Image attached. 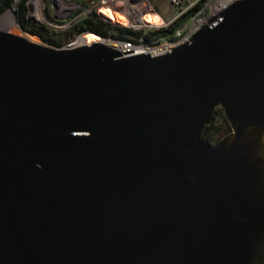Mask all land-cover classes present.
I'll list each match as a JSON object with an SVG mask.
<instances>
[{"label": "water", "instance_id": "obj_1", "mask_svg": "<svg viewBox=\"0 0 264 264\" xmlns=\"http://www.w3.org/2000/svg\"><path fill=\"white\" fill-rule=\"evenodd\" d=\"M128 54L0 31V264H264V0Z\"/></svg>", "mask_w": 264, "mask_h": 264}, {"label": "built area", "instance_id": "obj_2", "mask_svg": "<svg viewBox=\"0 0 264 264\" xmlns=\"http://www.w3.org/2000/svg\"><path fill=\"white\" fill-rule=\"evenodd\" d=\"M235 1L166 0L163 11L152 0H75L71 8L63 4L59 11L62 16L74 11L64 30L92 18L107 29L106 37H97L99 42L122 54L132 52L124 56H160L187 42Z\"/></svg>", "mask_w": 264, "mask_h": 264}, {"label": "trees", "instance_id": "obj_3", "mask_svg": "<svg viewBox=\"0 0 264 264\" xmlns=\"http://www.w3.org/2000/svg\"><path fill=\"white\" fill-rule=\"evenodd\" d=\"M30 0H0V16L7 10L13 9L16 23L24 32L38 37L44 44L53 48H63L70 44L78 36L92 33L99 37L107 36V29L101 22L88 18L78 25L67 30L53 29L47 25H38L30 20ZM232 132L224 110L217 107L214 110L212 121L201 132V142L205 145L215 146L225 136Z\"/></svg>", "mask_w": 264, "mask_h": 264}, {"label": "rangeland", "instance_id": "obj_4", "mask_svg": "<svg viewBox=\"0 0 264 264\" xmlns=\"http://www.w3.org/2000/svg\"><path fill=\"white\" fill-rule=\"evenodd\" d=\"M74 2H75V0H30V2H29L30 20L32 22H34L35 24H38V25L44 24V25H47L53 29L63 31L64 30L63 26L68 23V20L73 15L74 11L71 9V12L69 14H67L66 16H62L60 11H59V8L63 4L68 5V6L70 5V8H71ZM152 2L157 7H159L161 10H163V11L166 10V6H167L166 0H152ZM10 10L13 13V16H14L13 18H14V21L16 23V18H15L14 12H13L14 10L13 9H10ZM8 11L9 10H7L5 13H3L0 16V18L3 17ZM17 26H18V24H17ZM0 31L8 32L7 29H5L4 27H0ZM36 38L41 42V44H44L38 37H36ZM77 38L74 39L71 42V44H73L77 40Z\"/></svg>", "mask_w": 264, "mask_h": 264}, {"label": "bare ground", "instance_id": "obj_5", "mask_svg": "<svg viewBox=\"0 0 264 264\" xmlns=\"http://www.w3.org/2000/svg\"><path fill=\"white\" fill-rule=\"evenodd\" d=\"M106 13V12H105ZM13 13L9 10L3 17L0 18V27H4L7 31L13 35L21 36L30 42L41 44V42L35 37L28 33L23 32L15 23L13 18ZM119 20L118 17L115 18ZM94 42H99L96 35L92 33H85L83 34L78 40H76L72 46H78L82 44H90Z\"/></svg>", "mask_w": 264, "mask_h": 264}]
</instances>
